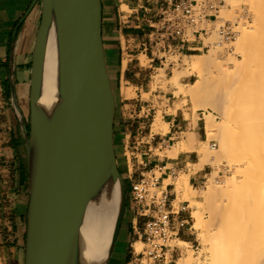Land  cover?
<instances>
[{
	"label": "crops",
	"instance_id": "crops-1",
	"mask_svg": "<svg viewBox=\"0 0 264 264\" xmlns=\"http://www.w3.org/2000/svg\"><path fill=\"white\" fill-rule=\"evenodd\" d=\"M34 0H0V264H24L28 209L27 131L30 117L32 62L37 31L42 18L41 3ZM102 37L107 70L116 97L114 141L120 171L128 191L127 211L109 264H127L138 223L130 207V186L146 170L165 165L161 183L169 177L188 176L194 188L207 179L206 166L195 169L196 147L203 138L201 127L181 111H168L164 90L153 88L164 61L149 44V34L172 0H101ZM196 37L182 55L202 49ZM195 50V51H194ZM159 113L167 129L153 131ZM195 134L189 144L188 133ZM191 148L176 156H161L156 150H172L181 142ZM171 165V166H169ZM178 167V168H177ZM171 168L177 175H171ZM170 184L175 208L186 205L178 217L190 221L193 209L178 197ZM141 227V224L139 225ZM179 238L192 241L184 230ZM183 233V235H182ZM174 255V252H173Z\"/></svg>",
	"mask_w": 264,
	"mask_h": 264
},
{
	"label": "water",
	"instance_id": "water-1",
	"mask_svg": "<svg viewBox=\"0 0 264 264\" xmlns=\"http://www.w3.org/2000/svg\"><path fill=\"white\" fill-rule=\"evenodd\" d=\"M40 1L27 131L28 209L24 264H85L91 226L112 187L115 215L101 262L109 264L128 191L114 141L115 92L107 70L101 0ZM55 54L66 102L55 128L41 97Z\"/></svg>",
	"mask_w": 264,
	"mask_h": 264
},
{
	"label": "bare ground",
	"instance_id": "bare-ground-1",
	"mask_svg": "<svg viewBox=\"0 0 264 264\" xmlns=\"http://www.w3.org/2000/svg\"><path fill=\"white\" fill-rule=\"evenodd\" d=\"M246 1L248 2L246 4L250 6L249 14L254 20L259 21L264 28V0ZM242 2V0H230L229 4L233 9L232 14H229V10H225L223 16L230 15L233 19L238 18V20L243 21V13L239 10ZM236 29L241 31L239 35L242 39L249 38L246 26ZM216 33L211 36L214 39L211 44H217L215 46L219 48L222 43L218 33ZM241 46L237 43V50L243 48ZM247 46L244 47V53L241 52L243 53L242 59L236 60L230 55L232 58L229 60L233 62V65L219 59V50L210 49L207 55H196L190 66L197 72V80L189 89L181 88L184 95L189 94L192 97L195 111L197 109L208 111L205 116L207 135L209 137L218 136L221 151H225L226 158L232 167L229 180H223L225 181L224 187L221 185L211 186L204 194L205 205L208 207L207 210L211 209L214 213L212 216L215 215L213 217L217 220L214 219L213 223L218 221L217 224L214 223L215 226L218 225V229L211 231L213 224L207 223V221L204 223L203 213L199 215L194 212L197 217L194 227L197 230L200 228L203 230L202 228L210 226L207 230L204 228V233L206 231L209 233L206 234L208 237L205 235L207 238L202 236L204 234L200 232L203 237L202 241L205 240L203 243L209 242L208 250L211 255L209 264H264V188L261 182L264 175L259 170L262 163L260 161L264 160V141H255V111L261 112H259V116L262 115L264 121V76L255 78V66L252 65L254 61L249 62V60H253V57L250 59L251 55H248L249 48ZM253 64L255 65V63ZM248 69L251 71L252 77L248 83H245L242 74ZM180 76L181 73L175 71L172 78L179 84ZM41 101L53 126L57 128L65 115L66 102L55 54L52 55L48 65ZM216 113L226 117L222 124L216 122ZM250 125L249 135L251 139L243 141L245 128ZM235 127L240 128L234 136L237 135L243 140L232 141L233 133L231 131ZM187 133L188 142L193 146L195 134ZM188 142L183 141L181 149L188 147ZM178 150L175 149L176 154ZM206 155L203 156L199 166L219 160L216 154ZM188 185H191L190 182ZM114 215L115 194L110 187L97 210L91 232L86 240L85 264L101 262L103 259L107 239L113 226ZM180 241L185 244L188 243L182 239ZM189 252H182L176 264H192L196 257L194 258ZM255 255H258V259Z\"/></svg>",
	"mask_w": 264,
	"mask_h": 264
},
{
	"label": "rangeland",
	"instance_id": "rangeland-1",
	"mask_svg": "<svg viewBox=\"0 0 264 264\" xmlns=\"http://www.w3.org/2000/svg\"><path fill=\"white\" fill-rule=\"evenodd\" d=\"M229 1L230 0H226L227 4L220 11V17L222 19H224V21H230L234 30L236 32L238 31L236 33L235 38L232 39L231 41H223L222 44H220V46L218 48V46H215L217 44H213V45L211 44L212 41L214 42V39L211 36H214V34L216 33V31L215 32L213 31V33L210 36L205 38V44L210 45L209 50L210 49L219 50L220 51V52L218 51L219 59L222 61H227L229 65H233V62L231 60H229V58L233 57L236 60L242 59L243 53L245 50L244 47H245V45H248L249 46V47L247 46V48H249L248 55H251L250 59H252L251 57H253V60H249V62L251 63L254 61L253 63H255V65L252 63V65L255 66V78H257V76L262 77V76H264V28L259 23V21H257L256 19L254 20L252 15L249 14L250 13L249 12L250 6L247 5L248 2L246 0H242L243 2L240 4V9H239V10H241L240 12L243 13L242 14V20L245 23L243 21H240L241 19L238 20V18H236V19L235 18L233 19V17L231 18L230 15L232 14L233 9L230 6ZM225 10L226 11L229 10V14H230V15L228 14L229 16H226V17L223 16L224 15L223 12ZM244 15H245V19H244ZM244 26L247 27V30L249 32V35H248L249 38L248 39L247 38L242 39L241 36L239 35V34H241L240 33L241 31L236 29V28L240 29L241 27L244 28ZM248 27H249V29H248ZM245 40H247V41H245ZM237 43L240 46L242 45L241 47H243V48H241V49H243V50H241V49L237 50ZM251 48L253 49V51ZM209 50H207L205 48L204 50L195 51L193 55H182L181 56L179 54H176V55L169 56L168 62H166L164 64V67L162 69H160L159 74L155 77V83L153 86L154 89H156L157 87H160L161 89L164 90L165 101H169L171 103L168 111L176 113L179 110V111H181V113L184 117L193 121L195 123V125H197V123H198L199 126L201 127L203 138L200 139L199 145L195 148L197 153H198V158H199V163H198V165H195V169L206 166V169L208 172L205 184L203 186H200L198 189L194 188L192 185H188L189 179H188V176L185 174H181L177 178H174V179L172 177H169L168 179L165 180L164 185L166 186L169 184H173L172 187H175V191L177 192L179 199L186 200L187 203H190V207L193 209L192 217L190 218V224L188 225L189 229L184 230L185 231L184 233L187 236H189V238H191L192 241H190V242L188 241V243L185 244V243H182L180 241V239H182V238H179V237L174 239L173 241H171V245L174 247V255H173V259H172V264H176V261L182 252L188 253L189 250L192 253L193 257L197 258V259L195 258L196 261L194 260L192 264H209L211 262V255H210V251L208 250L209 242H207L205 244V243H203V242H205V240L202 241V238H203L202 236L209 234V233H207L206 230H207V228H210V226L204 227L206 229L205 233H204V228H202L203 230H201V228L197 230V228L194 227V224L197 221V217L194 215V212L195 213L197 212L199 215H202V213H203L202 217L204 219V223H205V221H207V223L209 222V223L213 224L212 225L213 227H211V231L218 229V227H217L218 225L217 226L214 225V223L217 224L218 221L213 223L214 219H216L213 217L215 215L212 216V214H214V213H212L211 209L207 210L208 207L205 205L204 194L206 193V191L211 186L213 187V186H220L221 185L224 187L225 181L229 180V177L232 173V167H230L231 166L230 162L226 158L225 151L224 150L221 151L220 140H219L218 136L214 135V136L209 137L207 135L206 130H205V116H206V113L208 111L205 109H197L195 111L194 110L195 104L192 100V97L189 94L184 95V93L181 89V88H184L186 90L189 89L193 85V83L197 80V72L190 66L191 62L193 60H195V56L196 55H207V54H209ZM246 50H248V49H246ZM241 52H243V53H241ZM230 55L232 57H230ZM171 61H174L175 65L169 64V62H171ZM175 71H178L181 73V76L179 78V82H180L179 84L176 83L172 78ZM247 71H245V72H247V74H245V72H243L244 74H242L243 78L245 79V83H248V81L252 77L251 71L249 69ZM259 107H261V106H259ZM259 112L260 111H258V110L255 111V114H256L255 115V118H256L255 119V132H256L255 133V141H264V121L262 119L263 116L262 115H260L262 117L259 116V114L261 113V112L260 113ZM216 115L217 116H216L215 120L217 123L219 122L222 124L224 122V120H226V117H224L222 114L216 113ZM158 118H157L155 124L153 125V131L154 132H157L160 130L165 131L168 127V124L162 122L161 113H159ZM239 128L240 127H235L231 131L233 133L232 141H241L243 139H244L243 141L250 140L251 138L249 135L250 134L249 129L251 128V125L246 126V128L244 127L245 128L244 134L247 137L245 138V136H244L243 139L241 137H238L237 135L234 136L236 134L235 132H237ZM213 141L217 142V148L216 149L210 148V145ZM181 144H182V142L179 143L178 146H174L171 151L168 149H166L164 151L156 150V153L161 155V156H176L177 154H176L175 149L177 148L180 150ZM187 148H191V147L188 146L185 149H187ZM206 154L211 155V156L216 154L217 157L219 158V160H217L216 162L214 161L213 163H212V161H210L208 163H205L203 166H199L202 162L203 156ZM260 162H262V163L259 166V168H260L259 170L264 175V160H261ZM169 166H171V165H169ZM147 171L148 170H146L145 172H147ZM155 172L158 176L160 175L159 171L155 170ZM147 174H150V172H147ZM223 180H225V181H223ZM261 182H262V185L264 188V176L261 178ZM133 216H135V215H133ZM143 220L144 219H142V218H139V217L137 218L138 223L140 222L142 224ZM191 225H192V227H190ZM139 227L140 226H138V228ZM208 230L210 232V229H208ZM200 232H202V234H204V235L201 236ZM182 235H183V233H182ZM206 236L208 237V235H206ZM132 243L134 244V246L138 250H140L143 247L142 242L140 240H138L137 236H135L134 240H132ZM129 249L132 251V246ZM131 254H132V252H130V255ZM256 259H258V257Z\"/></svg>",
	"mask_w": 264,
	"mask_h": 264
},
{
	"label": "built area",
	"instance_id": "built-area-1",
	"mask_svg": "<svg viewBox=\"0 0 264 264\" xmlns=\"http://www.w3.org/2000/svg\"><path fill=\"white\" fill-rule=\"evenodd\" d=\"M225 5L226 0H172L152 27L149 34L151 48L166 63L169 56L186 51L187 44L196 37L203 45L199 50H209L210 45L205 44V38L213 31L218 33L221 43L231 41L237 32L230 21L220 17ZM169 64L175 65V62ZM210 148L216 149L217 142L213 141ZM165 169V165H161L147 171L150 174L143 172L130 186V207L134 220L138 223V217L144 219L142 224L138 223L141 227L137 233L143 247L138 250L134 244L131 245L132 254L127 264H172L174 247L171 241L190 224L187 219L178 217L187 206L174 209L170 184L165 186L160 181ZM155 170L160 172L159 176ZM171 175H177L174 168H171Z\"/></svg>",
	"mask_w": 264,
	"mask_h": 264
}]
</instances>
